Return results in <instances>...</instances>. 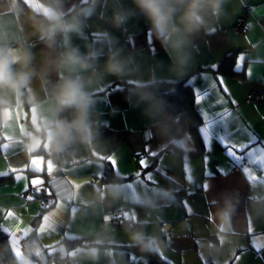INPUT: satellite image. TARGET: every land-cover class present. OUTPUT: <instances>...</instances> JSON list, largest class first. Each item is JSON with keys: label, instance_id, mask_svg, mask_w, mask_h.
<instances>
[{"label": "crops", "instance_id": "obj_1", "mask_svg": "<svg viewBox=\"0 0 264 264\" xmlns=\"http://www.w3.org/2000/svg\"><path fill=\"white\" fill-rule=\"evenodd\" d=\"M54 3L0 0V47L32 55L27 69L13 65L32 73L30 83L0 103V264H153L131 246L129 230L156 237L170 264H264V162L261 154L245 160L264 145V100L250 99L264 91V0H221L218 15L208 9L185 64L134 0H61L81 27L49 46L37 24ZM242 14L247 28L236 32ZM72 48L97 54L79 73L92 100L90 139L54 152L43 124L68 75L57 64ZM231 52L236 72L220 68ZM114 54L121 74L106 70ZM184 78L192 104L164 110V81ZM59 118L72 120L75 110ZM39 188L54 199L25 195Z\"/></svg>", "mask_w": 264, "mask_h": 264}, {"label": "clouds", "instance_id": "obj_2", "mask_svg": "<svg viewBox=\"0 0 264 264\" xmlns=\"http://www.w3.org/2000/svg\"><path fill=\"white\" fill-rule=\"evenodd\" d=\"M61 0L54 4L46 5L47 11L43 23L37 24L41 38L49 46L54 42L57 33L76 32L80 30L81 22L75 16L68 19L59 7ZM151 23V29L159 39L165 50L171 49L180 64H185L189 59L187 49L192 41L191 36L198 32L205 24V13L211 9L213 15H218L221 0H134ZM129 13L117 16L118 22L127 19ZM97 54L90 52L82 55L78 49L72 48L62 54L57 64L58 68L66 69L68 75L61 79L52 92V104L48 109L50 118L43 124V132L51 142L54 152H61L79 136L81 141L90 139V126L88 123L89 108L92 100L86 89V82L80 72L93 68ZM32 60L29 51L0 47V103L7 104L8 94H13L17 99L32 79V73L26 70H16L13 65L20 64L27 69ZM106 70L112 74L123 72V63L116 59L115 54L110 57ZM68 109L75 110L72 120L59 118V114ZM118 186L111 189L112 195L119 194ZM220 231H228L226 217H221ZM130 241L142 251H154L158 241L156 237L143 230H129ZM223 238V237H222ZM100 243V241H97ZM98 249H92L91 255L95 256ZM26 264V262H25Z\"/></svg>", "mask_w": 264, "mask_h": 264}, {"label": "trees", "instance_id": "obj_3", "mask_svg": "<svg viewBox=\"0 0 264 264\" xmlns=\"http://www.w3.org/2000/svg\"><path fill=\"white\" fill-rule=\"evenodd\" d=\"M235 59H236L235 52H231L222 59L220 68L230 72H236L234 68ZM164 83L170 84L169 85L170 87L168 89L162 90L159 93L160 98L162 96L168 98L169 101L168 103L162 106L164 110L168 109L171 111L172 109L174 111H177L192 104L194 100L193 99L194 93L192 91V81L190 80V78L180 79L178 81L171 83L168 81H164ZM131 246L141 250L139 247L135 246L134 244H131ZM143 252L148 256L149 260L153 264H170V262L162 258L156 250L143 251Z\"/></svg>", "mask_w": 264, "mask_h": 264}, {"label": "built area", "instance_id": "obj_4", "mask_svg": "<svg viewBox=\"0 0 264 264\" xmlns=\"http://www.w3.org/2000/svg\"><path fill=\"white\" fill-rule=\"evenodd\" d=\"M138 12L141 16H145L143 13H141L139 8H138ZM246 18H247L246 14H242L238 17L234 25V30L236 32H242L247 28ZM115 21L118 22V20H115ZM250 99L255 102L263 101L264 91L263 90L253 91L250 95ZM28 194H31L33 197H36V198H41L43 201H45V203H50L54 199V195L47 192L45 188H39L37 190L31 189L30 191L25 193V195H28ZM118 220H119L118 221L119 223H125V219L123 218H119Z\"/></svg>", "mask_w": 264, "mask_h": 264}, {"label": "snow or ice", "instance_id": "obj_5", "mask_svg": "<svg viewBox=\"0 0 264 264\" xmlns=\"http://www.w3.org/2000/svg\"><path fill=\"white\" fill-rule=\"evenodd\" d=\"M217 81L220 82L219 80H217ZM249 149H251V148H249ZM237 150L240 151V152H243V151H244V147L242 146V147L238 148ZM257 154H261V161L264 162V145L260 146V148L257 149V150L254 151V152H253V151H249V155L246 157L245 160L252 161L253 158H254ZM113 162H114V161H113ZM145 166H146V164H144V163L142 162V167H145Z\"/></svg>", "mask_w": 264, "mask_h": 264}]
</instances>
